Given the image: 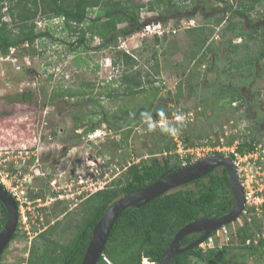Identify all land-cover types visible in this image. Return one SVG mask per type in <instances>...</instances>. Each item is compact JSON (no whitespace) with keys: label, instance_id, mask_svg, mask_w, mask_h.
<instances>
[{"label":"rangeland","instance_id":"374dc122","mask_svg":"<svg viewBox=\"0 0 264 264\" xmlns=\"http://www.w3.org/2000/svg\"><path fill=\"white\" fill-rule=\"evenodd\" d=\"M135 1L147 4L151 0ZM174 1V10L139 9L142 26L164 22L172 28L159 40L142 35V26L128 25L126 36L107 46L100 47L102 38L90 35L79 45V36L71 35L58 18L60 23L46 28L36 24V32L48 30L51 37H39L33 45L22 44L7 54L0 52V154L7 157L10 181L18 180L33 210L29 224L17 227L18 236L6 248L0 264H26L32 241L44 230L52 228L48 235L68 242L89 214L84 199L123 178L130 164L150 161L152 156L163 160L173 152L195 160L216 154L217 150L209 148L222 140L240 143L248 134L257 133L264 140V59L257 57L260 44L253 41L249 49H229L228 38L232 37L233 43H244L245 38L222 34L231 18L213 6L227 3ZM228 1L236 7L239 0ZM179 8L183 10L177 11ZM95 16L96 9L89 12V18ZM250 18L253 23L240 19L242 28L264 25V0L250 12ZM200 30L210 37L198 49L194 36ZM120 50L136 58L134 70H142L143 80L151 74L155 81L152 85L146 82L143 93L113 99L107 95L108 86L117 87L124 70ZM247 53L254 56L252 65L245 60ZM67 88L84 89L85 94L52 98L57 90ZM29 91L32 95L22 101L23 93ZM230 91H240L247 100L225 105ZM124 106L132 120L140 113L148 114L125 140L127 124L123 114L116 113ZM155 109L163 119L153 117ZM106 113L109 123L103 120ZM115 123L121 128L115 129ZM93 125H98L97 129L85 133ZM166 125L179 131L169 134L163 131ZM164 140L175 147L171 152L162 150ZM191 142L195 145H189ZM176 153L170 161L176 159ZM248 262L264 264V251L249 257Z\"/></svg>","mask_w":264,"mask_h":264},{"label":"trees","instance_id":"16d2710c","mask_svg":"<svg viewBox=\"0 0 264 264\" xmlns=\"http://www.w3.org/2000/svg\"><path fill=\"white\" fill-rule=\"evenodd\" d=\"M206 1L193 0L195 3ZM221 1L227 4L224 7L220 4L213 6V9L218 10L223 16L229 14L228 19L231 18L224 26L222 34L230 32L234 36L245 38L244 43H233V38L230 37L228 40L229 49L236 51L242 46L249 49L250 43L254 41L260 44L257 57L260 60L263 59L264 25H250L249 29H246L242 28L240 22V19L246 18L253 23L250 12L261 0H239L236 7L228 0ZM175 5L174 0H151L147 4L138 3L135 0H0V52L7 54L12 47L17 48L25 43L33 45L39 37H51L52 34L48 30L36 32V20L39 15L44 16L42 18H63L64 28L69 30L71 35L79 36V45L87 40V35H90L91 37L100 36L102 38L100 47H104L115 42L120 36H126L128 25H130L129 27L142 26L140 8L147 7L149 10H155L170 7L174 10L176 9ZM94 9H96V16L89 18V12ZM182 10L179 8L177 11L181 12ZM6 16H9L10 20H7ZM234 17L238 19L235 20ZM119 24L127 26L119 27ZM193 31L199 30L193 29ZM209 37L210 35L205 30H200L194 36L197 48L204 47ZM159 38L156 36V39L159 40ZM119 55V61L124 66L121 82L117 87H111L112 85L109 84L108 97L126 98L147 91L145 83L148 82L152 85L155 81L154 77L151 74H146V81L143 80L142 70H134L137 63L136 58L125 50H120ZM195 56L194 52L193 58ZM245 60L252 65L254 56L247 53ZM119 61L115 62L119 63ZM86 85L89 88H94V84L87 83ZM78 92L85 94L84 89L67 88L57 90L52 98L73 96ZM31 95L32 92H25L21 100H26ZM238 100L246 101L247 99L240 91H230L224 104L232 106ZM128 110L125 107L116 111V113L123 114V120L127 124L126 131H123L124 140L130 137L135 125L148 117V114L140 113L136 119L132 120L128 115L130 113ZM153 113L156 120L163 119L162 113L157 109ZM76 120L79 121L78 118ZM103 120L109 123L108 113ZM133 122L134 124H131ZM97 127L98 125L88 126L85 133H91ZM120 128L115 123V129ZM246 138L238 144V151L242 154L254 150L259 144L264 146V140L257 133L250 136L248 134ZM164 142L166 144L162 148L163 151L171 152L175 148L166 140ZM227 143L233 144L234 140L229 139ZM189 145L193 146L195 143L191 142ZM173 154H169L163 160L152 156L150 161L143 160L142 163L130 164L123 178L114 180L111 184L84 199L83 203L89 209V214L83 219L75 235L68 242H61L48 235L47 233L52 228L42 231L32 241L26 264H81L95 225L115 201L158 181L185 162L193 161L192 157L181 158L179 153L175 154L174 161H170L169 157ZM216 154L222 153L216 152ZM0 186L4 187L1 183ZM0 205L1 230L7 221V209L1 201ZM234 205L235 196L226 168L222 166L215 168L205 176L174 188L141 207L131 206L124 210L110 232L104 254L110 257L113 264H145V259L159 263L175 235L185 225L206 217L222 215L232 210ZM243 219L244 224L238 227L230 244L208 250L197 246L177 254L172 258L170 264H249V257L264 251V239L257 238V234L263 232L264 206L262 213L255 214L251 221L246 217ZM201 235L202 233L188 234L184 238L182 246L191 244ZM17 236L18 229L12 240ZM248 239L251 240L250 244H247ZM3 255L0 257V261ZM97 264L108 263L101 256Z\"/></svg>","mask_w":264,"mask_h":264},{"label":"water","instance_id":"95a60500","mask_svg":"<svg viewBox=\"0 0 264 264\" xmlns=\"http://www.w3.org/2000/svg\"><path fill=\"white\" fill-rule=\"evenodd\" d=\"M225 167L235 196L232 210L222 215L206 217L185 225L173 238L159 264H170L177 254L197 247L221 227L238 220L245 209V191L237 166L231 156L211 154L199 157L176 168L158 181L120 197L103 214L94 227L91 240L81 264H97L104 253L110 232L120 214L128 207H141L174 188L199 179L215 168ZM0 201L7 209V221L0 230V257L12 241L18 227V205L15 198L0 186ZM191 233H202L201 237L187 246H182L184 238Z\"/></svg>","mask_w":264,"mask_h":264},{"label":"built area","instance_id":"2783aa9c","mask_svg":"<svg viewBox=\"0 0 264 264\" xmlns=\"http://www.w3.org/2000/svg\"><path fill=\"white\" fill-rule=\"evenodd\" d=\"M59 17L53 18H39L36 20V24L40 27H48L50 23H60L63 22V18H60L59 22L57 19ZM192 25L194 23L191 22ZM142 35L144 36H159L163 37L166 34L172 31L171 27H167L164 22H156V23H148L142 26ZM26 44V43H25ZM28 45V44H26ZM15 47H12L11 50L14 51ZM181 117V116H176ZM238 142H234V144H228L226 141L218 144V146L214 148H209L210 151L217 150L220 153L225 155H229L235 161V164L238 169V173L240 176V180L244 187L245 191V209L241 215V217L235 222L225 225L221 227L219 230L215 231L211 236L206 238L203 242H201L198 246H200L203 250L212 249L215 247H222L223 245L230 244L233 238V235L237 232V229L240 225L244 224V217H246L249 221H251L252 215L257 214L260 215L264 206V146L259 144L256 146L254 150H249L244 154L238 151ZM199 152V153H198ZM200 155V151H197ZM4 157L0 154V183L6 188L11 195L15 198L18 205V227L24 226L27 223L29 224L31 215L33 210L31 208V202L25 196V193L18 183V180L14 178L10 181V173L7 171L8 167H5L7 163ZM6 170H4L5 168ZM1 167L3 169H1ZM18 167V166H17ZM10 170V169H8ZM18 174V168L17 173ZM84 180L81 179V183ZM41 202V199H38ZM39 205H42L41 203ZM239 224V226H237ZM27 226V225H26ZM257 238L264 239V226L263 232L257 234ZM251 240L248 239L247 244H250ZM103 259L108 264H113L110 257L106 254H102ZM145 264H158L156 261H149L147 259L144 260Z\"/></svg>","mask_w":264,"mask_h":264},{"label":"clouds","instance_id":"9594fccd","mask_svg":"<svg viewBox=\"0 0 264 264\" xmlns=\"http://www.w3.org/2000/svg\"><path fill=\"white\" fill-rule=\"evenodd\" d=\"M60 18V17H59ZM167 35V34H166ZM177 119L178 120H182L183 119V117H177ZM149 127H150V129H151V124L149 125ZM163 131H165V132H167V133H169V134H176L178 131H179V129L177 128V127H173V126H165V128L163 129ZM220 153V152H219ZM223 154V153H222ZM223 155H225V154H223ZM229 156V155H228ZM186 163V162H185ZM159 264V263H158Z\"/></svg>","mask_w":264,"mask_h":264},{"label":"flooded vegetation","instance_id":"af4514ba","mask_svg":"<svg viewBox=\"0 0 264 264\" xmlns=\"http://www.w3.org/2000/svg\"><path fill=\"white\" fill-rule=\"evenodd\" d=\"M243 39V38H242ZM228 40H229V38H228ZM228 40H227V43H228ZM238 43H242V42H238ZM264 59V58H263Z\"/></svg>","mask_w":264,"mask_h":264}]
</instances>
